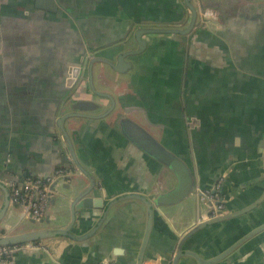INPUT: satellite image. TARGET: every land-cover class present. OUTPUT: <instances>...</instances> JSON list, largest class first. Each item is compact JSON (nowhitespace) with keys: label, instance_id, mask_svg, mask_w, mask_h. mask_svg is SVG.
Segmentation results:
<instances>
[{"label":"crops","instance_id":"1","mask_svg":"<svg viewBox=\"0 0 264 264\" xmlns=\"http://www.w3.org/2000/svg\"><path fill=\"white\" fill-rule=\"evenodd\" d=\"M56 2L62 11L40 7L38 0H0V178L7 181L47 176L69 165L57 118L70 98L86 95L80 67L85 56L110 55L139 26L188 22L181 24L188 11L184 0ZM220 3L216 24L199 25L188 35H152L134 70L113 73L118 85L103 84L101 90L114 94L125 114L181 155L202 189L225 175L226 212H235L264 192V0ZM66 128L84 166L109 193L164 191L176 184L168 168L119 132L113 117L67 120ZM2 201L0 190V208ZM192 202L156 216L143 264H165L180 230L196 222ZM16 211L14 222L30 221L21 208ZM49 213L54 217L52 206ZM209 217L204 212L203 219ZM70 219L68 212L64 224ZM147 221L141 202L119 203L91 238L48 239L44 248L19 252L9 264H136ZM261 223L264 201L199 231L193 249L212 258ZM179 264L199 263L185 256ZM217 264H264V231Z\"/></svg>","mask_w":264,"mask_h":264},{"label":"water","instance_id":"2","mask_svg":"<svg viewBox=\"0 0 264 264\" xmlns=\"http://www.w3.org/2000/svg\"><path fill=\"white\" fill-rule=\"evenodd\" d=\"M188 11L185 13L183 22H188L182 27L156 26L153 24L137 27L133 34L120 46L113 49V53L101 56L95 52L83 58L80 64L83 78H87L88 89L86 95L80 98H70L62 107L60 116L57 118V128L62 133L61 139L67 145L69 165L65 173L57 177L51 184V206L55 210L54 217L49 211L42 221H29L18 217L16 208L11 204V190L5 178H0V190L3 192V201L0 208V245H15L26 242H39L48 239L67 238L70 241L79 242L91 238L103 226L111 210L119 203L139 201L144 204L147 211V232L136 264L145 261V247L149 233L153 227L156 216L168 215V211L188 202L193 198V208L196 214V222L187 229L180 230L174 242L172 255L165 258V264H179L185 256L194 258L199 264H217L226 259L235 251L242 249L245 244L264 231V223L258 224L227 249L218 255L205 259L193 248L198 242L196 235L207 226L244 215L264 201V192L246 208L235 212H223L218 216H211L215 204L206 194L207 189H202L197 173L192 166L178 153L170 149L161 139L157 138L142 124L125 114L123 102L112 93L98 90L95 84L97 71L104 85L109 83L118 85L117 76H126L134 70L138 63V56L143 54L149 46L150 37L158 34L188 35L199 25L216 24L220 16L216 8L220 7V0H184ZM233 5L234 3H230ZM40 7L48 10L62 11L56 0H38ZM156 24V23H154ZM123 112H117L118 109ZM113 117V123L119 132L134 146L140 149L149 158L160 165L168 168L176 179V184L164 191L158 189L152 191L123 190L109 193L98 181L94 173L84 166V160L77 153L75 142L66 128L67 120L80 121H105ZM264 160V149H263ZM77 172L80 175H77ZM224 190V187H223ZM222 190V192H223ZM226 203V202H225ZM207 207V208H206ZM227 211V209H226ZM70 213V221L64 224L67 213ZM204 212L209 214L208 219H203ZM8 213V216H7ZM182 213L177 215L178 218ZM184 216V215H183ZM30 219V218H29ZM31 220V219H30ZM26 226L36 228L12 233ZM189 248V250H188ZM24 252H29L24 250ZM111 263V262H110ZM109 264V263H107Z\"/></svg>","mask_w":264,"mask_h":264},{"label":"built area","instance_id":"3","mask_svg":"<svg viewBox=\"0 0 264 264\" xmlns=\"http://www.w3.org/2000/svg\"><path fill=\"white\" fill-rule=\"evenodd\" d=\"M65 173V168H58L47 176H27L21 182L11 180L8 185L11 190V204L15 208H21L25 215L34 221H42L50 208L51 184ZM224 176L209 189L206 194L214 202L213 217L226 212V200L222 195ZM44 248V243L26 242L15 245H0V264H9L15 255L24 250H37Z\"/></svg>","mask_w":264,"mask_h":264},{"label":"rangeland","instance_id":"4","mask_svg":"<svg viewBox=\"0 0 264 264\" xmlns=\"http://www.w3.org/2000/svg\"><path fill=\"white\" fill-rule=\"evenodd\" d=\"M95 84H96V87L98 88V90H101L102 88H104L103 82L99 78V72L98 71H97L96 77H95ZM25 222H27V221L25 220Z\"/></svg>","mask_w":264,"mask_h":264},{"label":"flooded vegetation","instance_id":"5","mask_svg":"<svg viewBox=\"0 0 264 264\" xmlns=\"http://www.w3.org/2000/svg\"><path fill=\"white\" fill-rule=\"evenodd\" d=\"M218 18H220V16H217ZM200 27H206L205 25H203V26H200ZM81 76H82V78H83V75H82V73H81ZM80 80H81V77H80ZM80 80H79V82H80ZM83 80V79H82ZM224 176V184H223V186L225 185V175H223ZM222 195H223V192H222Z\"/></svg>","mask_w":264,"mask_h":264},{"label":"trees","instance_id":"6","mask_svg":"<svg viewBox=\"0 0 264 264\" xmlns=\"http://www.w3.org/2000/svg\"><path fill=\"white\" fill-rule=\"evenodd\" d=\"M258 223V222H257ZM258 225V224H257Z\"/></svg>","mask_w":264,"mask_h":264}]
</instances>
